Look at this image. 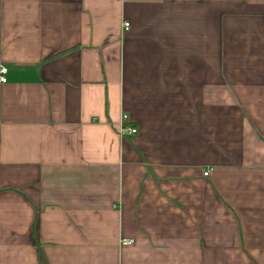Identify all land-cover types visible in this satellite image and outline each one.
<instances>
[{"label":"crops","instance_id":"0c3cea01","mask_svg":"<svg viewBox=\"0 0 264 264\" xmlns=\"http://www.w3.org/2000/svg\"><path fill=\"white\" fill-rule=\"evenodd\" d=\"M0 66V264H264V0H0Z\"/></svg>","mask_w":264,"mask_h":264},{"label":"built area","instance_id":"2783aa9c","mask_svg":"<svg viewBox=\"0 0 264 264\" xmlns=\"http://www.w3.org/2000/svg\"><path fill=\"white\" fill-rule=\"evenodd\" d=\"M123 30L127 32L129 30V25L127 23L123 24ZM6 74H7V69L5 67L0 66V85L6 83ZM121 125H122V130L125 131L129 135H135L136 134V129L131 128L127 125V117L124 116L122 117L121 120ZM207 173L204 174L206 176ZM132 241H122L121 244L126 246L130 245Z\"/></svg>","mask_w":264,"mask_h":264}]
</instances>
